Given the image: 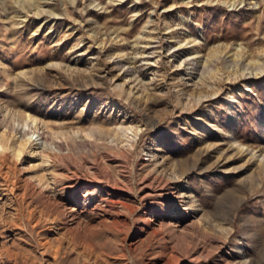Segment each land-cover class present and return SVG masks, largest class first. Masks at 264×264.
I'll list each match as a JSON object with an SVG mask.
<instances>
[{"label":"rangeland","instance_id":"374dc122","mask_svg":"<svg viewBox=\"0 0 264 264\" xmlns=\"http://www.w3.org/2000/svg\"><path fill=\"white\" fill-rule=\"evenodd\" d=\"M0 143V264H264V0H0Z\"/></svg>","mask_w":264,"mask_h":264},{"label":"bare ground","instance_id":"6f19581e","mask_svg":"<svg viewBox=\"0 0 264 264\" xmlns=\"http://www.w3.org/2000/svg\"><path fill=\"white\" fill-rule=\"evenodd\" d=\"M32 121H35V119H31ZM31 141H28V142H24V143H21V146H26L28 143H30ZM2 147V144L0 143V148ZM252 155H255V153H252ZM260 161L263 162L264 164V154L261 155V158H260ZM264 166V165H263Z\"/></svg>","mask_w":264,"mask_h":264}]
</instances>
